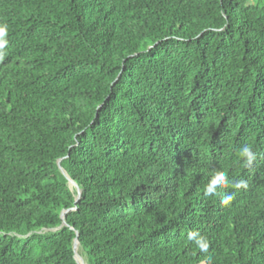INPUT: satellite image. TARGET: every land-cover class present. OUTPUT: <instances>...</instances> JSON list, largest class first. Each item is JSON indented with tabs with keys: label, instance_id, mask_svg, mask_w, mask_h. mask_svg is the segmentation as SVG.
<instances>
[{
	"label": "trees",
	"instance_id": "obj_1",
	"mask_svg": "<svg viewBox=\"0 0 264 264\" xmlns=\"http://www.w3.org/2000/svg\"><path fill=\"white\" fill-rule=\"evenodd\" d=\"M0 24V264H77V233L88 264H264V0H0ZM217 170L248 183L230 206Z\"/></svg>",
	"mask_w": 264,
	"mask_h": 264
},
{
	"label": "clouds",
	"instance_id": "obj_2",
	"mask_svg": "<svg viewBox=\"0 0 264 264\" xmlns=\"http://www.w3.org/2000/svg\"><path fill=\"white\" fill-rule=\"evenodd\" d=\"M8 27L6 24H0V62H3L8 55L5 50L8 46ZM238 158L242 163L244 168H251L255 161L257 160V154L254 152L252 146L245 144L243 145L238 153ZM234 189L235 191L227 192L226 189ZM248 188V183L246 180H232L229 177L227 171L217 170L211 176L207 185L204 188V196L211 198H220V203L223 206H230L235 199L236 192L240 189ZM187 238L191 241L194 246L199 249L200 252L207 254L209 251V241L208 239L198 232H189Z\"/></svg>",
	"mask_w": 264,
	"mask_h": 264
},
{
	"label": "water",
	"instance_id": "obj_3",
	"mask_svg": "<svg viewBox=\"0 0 264 264\" xmlns=\"http://www.w3.org/2000/svg\"><path fill=\"white\" fill-rule=\"evenodd\" d=\"M58 166H59V168H60V170H61V172L68 178V176H67V174H66V172L64 171V169L61 167V165H60V162H58ZM68 180H69V184L72 186H74L76 189H77V201L80 199V197H81V190L79 189V187L77 186V184H75L72 180H70L69 178H68ZM69 210H67V211H63L62 212V214H61V217H62V219H63V224L62 225H66L67 226V223H66V218H65V214L68 212ZM76 244H79V246H80V242H79V239H78V233H77V237L75 238V240H74V243H73V251H74V257H75V260H76V262H77V264H79V262H78V260H77V256H78V250H77V247H76Z\"/></svg>",
	"mask_w": 264,
	"mask_h": 264
},
{
	"label": "rangeland",
	"instance_id": "obj_4",
	"mask_svg": "<svg viewBox=\"0 0 264 264\" xmlns=\"http://www.w3.org/2000/svg\"><path fill=\"white\" fill-rule=\"evenodd\" d=\"M73 186V185H72ZM78 256H77V260L79 262V264H88L87 261V256L85 255V253L81 250L80 247H78Z\"/></svg>",
	"mask_w": 264,
	"mask_h": 264
},
{
	"label": "bare ground",
	"instance_id": "obj_5",
	"mask_svg": "<svg viewBox=\"0 0 264 264\" xmlns=\"http://www.w3.org/2000/svg\"><path fill=\"white\" fill-rule=\"evenodd\" d=\"M76 247H77V250H78V247H80V246H79V244H77V246H76Z\"/></svg>",
	"mask_w": 264,
	"mask_h": 264
}]
</instances>
